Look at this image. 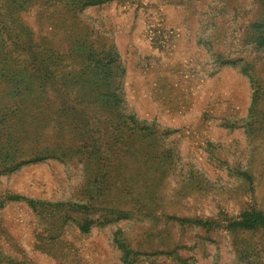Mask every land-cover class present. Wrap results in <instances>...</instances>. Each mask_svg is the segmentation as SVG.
<instances>
[{
	"label": "rangeland",
	"instance_id": "rangeland-1",
	"mask_svg": "<svg viewBox=\"0 0 264 264\" xmlns=\"http://www.w3.org/2000/svg\"><path fill=\"white\" fill-rule=\"evenodd\" d=\"M264 0H0V264H264Z\"/></svg>",
	"mask_w": 264,
	"mask_h": 264
},
{
	"label": "trees",
	"instance_id": "trees-1",
	"mask_svg": "<svg viewBox=\"0 0 264 264\" xmlns=\"http://www.w3.org/2000/svg\"><path fill=\"white\" fill-rule=\"evenodd\" d=\"M238 226L244 228H252L258 225H264V216L254 212L243 213L241 219L236 222Z\"/></svg>",
	"mask_w": 264,
	"mask_h": 264
}]
</instances>
